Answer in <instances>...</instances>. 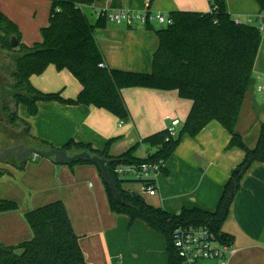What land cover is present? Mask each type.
Listing matches in <instances>:
<instances>
[{"label":"crops","instance_id":"crops-1","mask_svg":"<svg viewBox=\"0 0 264 264\" xmlns=\"http://www.w3.org/2000/svg\"><path fill=\"white\" fill-rule=\"evenodd\" d=\"M212 0H112L110 7L150 16L172 12L209 13ZM232 18L245 22L261 9L256 0H225ZM103 4V0H99ZM51 3L46 0H0V12L14 22L21 33V44L33 47L43 41L41 31L49 26ZM33 11L34 17L25 16ZM97 21L93 12L90 14ZM158 24V23H157ZM155 23L133 27L107 23L94 32L105 65L114 70L148 74L158 49ZM33 37L32 44L25 42ZM28 40V39H27ZM35 89L43 93H62L76 99L80 82L68 70L49 66L30 78ZM264 81V35L256 58L249 87L236 130L248 148L254 149L264 123V99L257 88ZM129 119L120 121L114 114L93 106H68L41 102L38 114L31 117L20 106V117L31 125L32 135L55 149L70 140L104 150L111 139L109 154L119 157L139 146L136 155L147 156L143 139L165 131L178 122L181 131L193 107L176 91L147 88L122 90ZM177 132V134H178ZM232 135L218 122L208 124L199 135H188L165 164V171L155 181L157 194L142 192L132 173L125 177L124 189L137 192L156 208L171 214L183 209H200L214 213L232 173L245 158L240 148H230ZM34 147L45 150L34 143ZM144 151L145 156L139 155ZM24 168L6 165L0 178V199L14 201L19 208L0 212V244L17 248L33 239L27 213L61 201L68 213L80 247L84 264H170L166 237L148 224L129 216L113 213L101 171L94 164L58 165L53 159L30 156ZM12 170V171H11ZM9 173V174H8ZM135 185V186H134ZM222 231L234 237L232 255L224 260H202L198 264H264V164L255 163L244 176Z\"/></svg>","mask_w":264,"mask_h":264},{"label":"trees","instance_id":"trees-1","mask_svg":"<svg viewBox=\"0 0 264 264\" xmlns=\"http://www.w3.org/2000/svg\"><path fill=\"white\" fill-rule=\"evenodd\" d=\"M94 0H62L51 6L49 26L42 29L43 41L33 47L21 44L18 26L0 12V49L12 54L15 89L21 92L17 107L25 106L28 114H38L41 102H57L68 106H93L114 114L120 121L129 119V112L122 97V90L147 88L160 91H176L180 98L191 100V112L176 136L169 130L143 139L148 146L147 156L136 155L139 146L131 148L119 157L109 154L115 139L104 150L89 144L70 140L61 150L70 154L90 152L107 159L111 178L116 181L122 203L106 186L113 213L148 224L163 234L168 241L170 264H183L173 247V233L179 227H206L222 244L232 247L234 237L222 231L229 217L231 206L238 194L244 176L255 163L264 164V123L254 149L245 144L236 127L242 112L246 93L252 84L253 70L262 43V34L254 25L238 24L228 13L225 0H212L209 13L176 11L170 13L172 24L156 29L158 49L153 56L152 72L148 74L110 69L100 51L94 32L105 28L104 18L92 23L77 6L90 5ZM152 1V0H151ZM264 12V0H256ZM60 8V12L56 8ZM15 37L19 48L11 45ZM104 65L101 67V65ZM59 71L68 70L80 82L82 90L76 99H65L62 93H43L31 84L30 78L43 74L49 66ZM15 122L25 126V132L45 149H55L44 140L32 135L31 125L18 113ZM220 123L231 135L230 148H240L245 158L232 173L224 187L217 210L214 213L200 209H183L171 214L150 205L142 195L124 189L129 181L119 179L118 166L140 167L145 163L164 162L174 155L182 138H194L211 122ZM77 163L91 164L85 161ZM74 163V164H77ZM24 162L16 166L24 168ZM70 164V165H74ZM99 168V167H98ZM165 171V167L162 168ZM6 174L0 167V178ZM154 184V181L147 182ZM14 201L0 199V212L18 210ZM32 228V240L17 248L0 244V264H84L80 247L67 210L57 201L27 213Z\"/></svg>","mask_w":264,"mask_h":264},{"label":"built area","instance_id":"built-area-1","mask_svg":"<svg viewBox=\"0 0 264 264\" xmlns=\"http://www.w3.org/2000/svg\"><path fill=\"white\" fill-rule=\"evenodd\" d=\"M46 1L52 5L56 1L62 0ZM111 1L103 0V4H100L99 0H94L90 5L79 4L77 7L84 13L85 8L91 9L97 20L104 18L107 23L127 25L128 27H133L136 24L147 26L150 23L166 24L168 26L173 22L170 16L164 14L150 16L146 12L139 13L125 9H114L110 7ZM56 11L60 12V8L57 7ZM236 22L238 24L254 25L264 35V12L259 13L255 18H248L245 22L240 20H236ZM103 66L102 64L101 67ZM257 93L264 99V82L257 88ZM177 126L178 122H173L169 126L168 130L171 136L177 135ZM163 167H165L164 162L145 163L140 167L120 165L116 168L115 173L121 180H125L126 175L132 173L134 181L141 184L142 192L155 196L157 194L155 183L152 185L147 182H155ZM172 244L183 264H198L202 260H224L233 253L232 247L222 245L206 227H179L173 233Z\"/></svg>","mask_w":264,"mask_h":264},{"label":"flooded vegetation","instance_id":"flooded-vegetation-1","mask_svg":"<svg viewBox=\"0 0 264 264\" xmlns=\"http://www.w3.org/2000/svg\"><path fill=\"white\" fill-rule=\"evenodd\" d=\"M9 56H11V54H9ZM9 56L7 55V58ZM0 63H2L1 58ZM13 74L14 67H0V115L2 116L1 119H8L7 123L12 129L14 128L13 132L8 134L2 130L4 127H0V151L3 153L6 150L17 148L16 151L8 155L6 160H0V165L4 163L6 165L16 166L21 163L19 162V158L23 157L29 149L34 148L33 145L35 142L32 137L25 132V128L18 134V129L16 127L18 122H15V117L13 115L14 112L9 111V108L7 107V104L10 103H14L16 105L17 97L21 94L19 90L15 89L16 83L13 78ZM0 124L2 125V123ZM21 147H24V150H21Z\"/></svg>","mask_w":264,"mask_h":264},{"label":"water","instance_id":"water-1","mask_svg":"<svg viewBox=\"0 0 264 264\" xmlns=\"http://www.w3.org/2000/svg\"><path fill=\"white\" fill-rule=\"evenodd\" d=\"M11 45L13 48L18 47L19 43L16 40L15 37L11 39ZM17 148L6 150L5 152L1 153L0 151V160L4 161L8 157V155L14 151H16ZM21 150H24V147H21ZM30 156L35 157H42L46 159H53L58 165H64V164H74L80 161H85L91 164H94L99 167L102 175V179L104 183L109 186L117 199L119 203H122V197L118 191L117 183L115 180H113L109 174L108 170V164L110 163L107 159L102 158L98 155H93L90 152L84 151L80 153L70 154L69 152L61 149H45L41 150L36 147L29 149L23 157L19 158V162L23 163L28 160ZM134 197H139L140 194L137 192L132 193Z\"/></svg>","mask_w":264,"mask_h":264},{"label":"rangeland","instance_id":"rangeland-1","mask_svg":"<svg viewBox=\"0 0 264 264\" xmlns=\"http://www.w3.org/2000/svg\"><path fill=\"white\" fill-rule=\"evenodd\" d=\"M84 11H85V13H86V15H87V17H88V19L92 22V23H94V20H93V17L90 15L91 14V12H92V10L91 9H89V8H85L84 9ZM27 12H28V10H27ZM30 13V14H29ZM27 14H29V15H27V16H25L26 18H28V19H30L31 17L33 18L34 17V15H33V11H29ZM165 16H168V15H166V14H164ZM155 26H156V28L157 29H161V28H165L167 25L166 24H157V23H155ZM31 35H29L28 37L29 38H27V39H25V42H27V43H33L34 41H32L33 40V37H30ZM16 51H18L19 50V48H16L15 49ZM9 54L10 53H8V52H3V51H1V49H0V58H1V61H2V63H0V67H3V66H5V67H13V65H12V60H11V56H9ZM12 54H14V52H12ZM11 54V55H12ZM7 55L10 57H8L7 58ZM4 57H6V58H4ZM264 82V81H263ZM8 106V108H9V111H12V112H14V113H18V115H20V107H17L14 103H10V104H7ZM2 118V116L0 115V123H2V125L0 124V127H4L2 130L4 131V132H6V133H8V134H10V133H12L13 132V130H14V128L12 129L11 127H10V125L7 123V120H5V119H1ZM16 127H17V129H18V134L19 133H21L22 132V130L25 128V126L21 123V122H18V125H16ZM139 155H142V156H145V153H144V151L142 152V150H141V152L139 153ZM2 168L4 167V166H6V164H1L0 165ZM4 169V168H3ZM6 171V170H5ZM12 171V170H11ZM9 174V173H8ZM135 186V185H134Z\"/></svg>","mask_w":264,"mask_h":264}]
</instances>
